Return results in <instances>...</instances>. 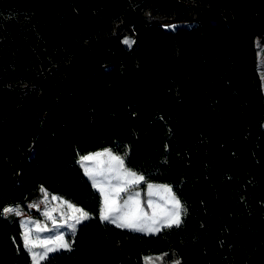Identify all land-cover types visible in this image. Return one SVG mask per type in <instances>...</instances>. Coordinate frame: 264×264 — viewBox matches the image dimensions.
<instances>
[{"label": "trees", "instance_id": "trees-1", "mask_svg": "<svg viewBox=\"0 0 264 264\" xmlns=\"http://www.w3.org/2000/svg\"><path fill=\"white\" fill-rule=\"evenodd\" d=\"M190 20L168 114L145 94L142 59L174 42L162 22ZM264 0H0V264H33L4 216L45 187L87 213L70 246L38 264H264V90L255 37ZM130 41L126 44L124 41ZM109 149L143 181L220 191L231 177V223L193 261L147 252L153 233L102 219L79 158Z\"/></svg>", "mask_w": 264, "mask_h": 264}, {"label": "rangeland", "instance_id": "rangeland-1", "mask_svg": "<svg viewBox=\"0 0 264 264\" xmlns=\"http://www.w3.org/2000/svg\"><path fill=\"white\" fill-rule=\"evenodd\" d=\"M164 25H169L177 32V41L163 38V49L147 52L142 59L148 108L155 115L169 113L170 96L179 77L181 53L188 52L193 42V35L190 32L193 24L190 20H175ZM255 45L264 90V32L255 37ZM88 156L94 159H83ZM79 162L101 194L102 216L106 208L107 195V210L111 221L116 219L117 225L137 224L139 227L126 228L156 234L154 240L145 246L147 252L172 248L190 261L214 243L230 224L232 195L238 187V180L234 177L229 178L221 189L217 203V192L210 184L194 187L193 184L200 173L181 183L177 188H174L176 184L158 182H147L143 185L142 182L137 185L131 182L128 186L131 178L135 179L142 175L127 169L121 157L109 149L88 152L79 158ZM42 188L41 192L29 194L24 203L15 202L3 208L4 216L20 230L24 245L26 246L25 230L30 233L29 238L37 242L29 251L33 264H38L42 260L40 256L45 257L48 253L54 252H47L44 255L46 248H55V251L69 248L66 235L72 233L76 226L85 220H79L77 223L81 212L75 210L79 209L86 213L65 197L45 187ZM124 188L127 191H120ZM129 195H132L133 199L125 206V200H128ZM6 209L14 211L6 212ZM177 219L180 221L178 225L174 223ZM163 227V231L160 230ZM37 228L45 230L37 231ZM57 237H63V240ZM39 241L49 243L41 247ZM62 244H67L68 247H61ZM26 247L29 250V247ZM34 253L38 254L35 261Z\"/></svg>", "mask_w": 264, "mask_h": 264}, {"label": "snow or ice", "instance_id": "snow-or-ice-1", "mask_svg": "<svg viewBox=\"0 0 264 264\" xmlns=\"http://www.w3.org/2000/svg\"><path fill=\"white\" fill-rule=\"evenodd\" d=\"M124 42L126 44L130 43V41H128V40H125ZM83 159L91 160V159H94V157L88 156V157H84ZM114 159H119V158H114ZM128 175H134V174L128 173ZM140 180H143V177H136L135 182H139ZM149 187H151V186H149ZM120 191H127V189L126 188L120 189ZM136 195H138V194H136ZM132 199H133V196L129 195L128 200H125V206H127L129 201H131ZM176 203H177V206H179V202L177 201ZM105 205H106V208H105V212L102 216V219L108 220V219H110V216H109V213L107 210V195L105 196ZM69 207H71V205H69ZM5 211L6 212H12V211H14V209H6ZM75 211L81 212V215H80L79 219L77 220V223L79 222V220L87 219V213H84L82 210H79V209H76ZM48 215L50 216V214H48ZM112 222L115 223L116 219H112ZM174 223L178 225L180 223L179 219L175 220ZM120 226L121 227H139V225H137V224H120ZM168 226H171V225H168ZM73 227H74V225H73ZM44 230L45 229L37 228V231H44ZM29 237H30V233L27 230H25L24 240L26 242V246L29 247V251H31L32 248L36 246L37 242L31 240ZM57 239L63 240V237H57ZM48 243H49V241H39V246L44 247ZM61 247H68V245L62 244ZM55 250H56L55 248H46L44 255H46L47 252H51V251H55ZM37 255L38 254H36V253L33 254L34 261L36 260ZM43 258H44L43 256H40V259H43Z\"/></svg>", "mask_w": 264, "mask_h": 264}, {"label": "crops", "instance_id": "crops-1", "mask_svg": "<svg viewBox=\"0 0 264 264\" xmlns=\"http://www.w3.org/2000/svg\"><path fill=\"white\" fill-rule=\"evenodd\" d=\"M202 171V172H201ZM203 169H200V170H198V171H196V172H194V173H192L191 175H189L187 178H185L182 182H180V183H178V184H176V185H174L175 187L174 188H177V187H179L180 186V184L181 183H183V182H185V181H187L189 178H192V177H194V175H199L198 173H200V175L203 173ZM86 173V172H85ZM87 174V173H86ZM88 175V177H89V174H87ZM199 175V176H200ZM90 178V177H89ZM136 179V178H135ZM135 179H133V178H131L130 180V182L128 183V186L131 184V182H135ZM90 180H91V182L93 183V181H92V179L90 178ZM143 180H140L139 182H135V184L137 185V184H140L141 182H142ZM94 185V184H93ZM95 186V185H94ZM96 187V186H95ZM41 189H43L42 187H39V192H41ZM235 191V190H234ZM234 193V192H233ZM177 194V193H176ZM101 216H102V208H101ZM106 221H109V222H112L110 219H108V220H106ZM230 222L229 223H231V220H229ZM113 223V222H112ZM80 224V223H79ZM78 224V225H79ZM78 225L76 226V228L78 227ZM230 225V224H229ZM229 225H228V227H229ZM227 227V228H228ZM76 228L72 231V233L76 230ZM226 228V229H227ZM163 229H164V227L163 228H160V230H162L163 231ZM226 229L222 232V234L219 236V238L216 240V241H214V243H216L221 237H222V235H223V233L226 231ZM150 233H152V232H150ZM154 234V233H153ZM155 236H156V234H154ZM154 240V239H153ZM151 243V242H150ZM214 243H212L210 246H212ZM149 244V243H148ZM148 244L147 245H145V246H148ZM145 246H144V248H145ZM209 246V247H210ZM208 247V248H209ZM145 250V249H144ZM146 251V250H145ZM206 251V249L203 251V253ZM202 253V254H203ZM201 254V255H202ZM201 255H199L198 257H200ZM195 258H197V257H195ZM195 258H192V260H190V261H193ZM186 259V258H185ZM188 259H191V258H188Z\"/></svg>", "mask_w": 264, "mask_h": 264}, {"label": "water", "instance_id": "water-1", "mask_svg": "<svg viewBox=\"0 0 264 264\" xmlns=\"http://www.w3.org/2000/svg\"><path fill=\"white\" fill-rule=\"evenodd\" d=\"M164 23H166V22H162V24H164Z\"/></svg>", "mask_w": 264, "mask_h": 264}]
</instances>
